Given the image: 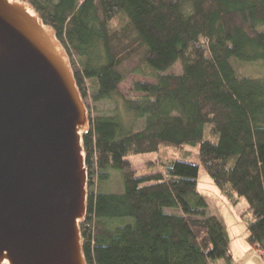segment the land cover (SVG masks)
Listing matches in <instances>:
<instances>
[{
  "label": "trees",
  "instance_id": "16d2710c",
  "mask_svg": "<svg viewBox=\"0 0 264 264\" xmlns=\"http://www.w3.org/2000/svg\"><path fill=\"white\" fill-rule=\"evenodd\" d=\"M69 54L85 101L87 264H232L222 222L198 190L206 172L248 203V242L264 250V0H26ZM177 61L181 73H166ZM144 80L128 92L132 75ZM110 101L114 112L95 111ZM199 147L138 174L132 155ZM119 171L122 191L105 185Z\"/></svg>",
  "mask_w": 264,
  "mask_h": 264
},
{
  "label": "water",
  "instance_id": "95a60500",
  "mask_svg": "<svg viewBox=\"0 0 264 264\" xmlns=\"http://www.w3.org/2000/svg\"><path fill=\"white\" fill-rule=\"evenodd\" d=\"M88 107L26 0H0V264H87Z\"/></svg>",
  "mask_w": 264,
  "mask_h": 264
},
{
  "label": "rangeland",
  "instance_id": "374dc122",
  "mask_svg": "<svg viewBox=\"0 0 264 264\" xmlns=\"http://www.w3.org/2000/svg\"><path fill=\"white\" fill-rule=\"evenodd\" d=\"M264 31V26L259 27ZM241 70L247 75L259 76L264 74V62L242 65ZM182 65L177 61L166 73H181ZM137 80H144L140 75H132L121 85L124 92L130 91L133 83ZM111 114L114 112V104L105 101L97 105L94 112ZM199 147L185 146L183 148L163 147L160 152H151L130 156V160L138 174H146L152 168H159L160 161L168 158L187 159L194 163L198 161ZM109 191H122L123 181L119 171L112 172V178L105 185ZM198 190L204 196L208 204V213L216 216L223 224L229 237L232 252V264H264V257L259 253V249L252 246L247 237L249 235L248 224L253 217L248 212V203L241 198L238 204L234 205L231 198L225 191L220 190L212 178L204 171L198 177ZM217 264H226L223 260Z\"/></svg>",
  "mask_w": 264,
  "mask_h": 264
},
{
  "label": "built area",
  "instance_id": "2783aa9c",
  "mask_svg": "<svg viewBox=\"0 0 264 264\" xmlns=\"http://www.w3.org/2000/svg\"><path fill=\"white\" fill-rule=\"evenodd\" d=\"M259 253L264 257V250L263 249H259Z\"/></svg>",
  "mask_w": 264,
  "mask_h": 264
}]
</instances>
